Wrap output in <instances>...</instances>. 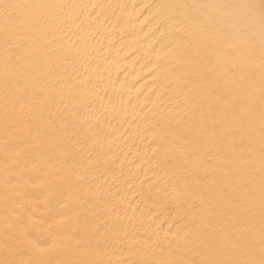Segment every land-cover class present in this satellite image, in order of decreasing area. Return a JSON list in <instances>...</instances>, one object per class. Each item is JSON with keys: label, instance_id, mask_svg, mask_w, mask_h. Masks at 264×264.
Listing matches in <instances>:
<instances>
[{"label": "bare ground", "instance_id": "1", "mask_svg": "<svg viewBox=\"0 0 264 264\" xmlns=\"http://www.w3.org/2000/svg\"><path fill=\"white\" fill-rule=\"evenodd\" d=\"M0 264H264V0H0Z\"/></svg>", "mask_w": 264, "mask_h": 264}]
</instances>
